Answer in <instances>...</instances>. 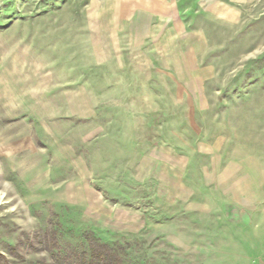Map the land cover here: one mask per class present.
Here are the masks:
<instances>
[{"label":"rangeland","instance_id":"374dc122","mask_svg":"<svg viewBox=\"0 0 264 264\" xmlns=\"http://www.w3.org/2000/svg\"><path fill=\"white\" fill-rule=\"evenodd\" d=\"M264 264V0H0V264Z\"/></svg>","mask_w":264,"mask_h":264},{"label":"trees","instance_id":"16d2710c","mask_svg":"<svg viewBox=\"0 0 264 264\" xmlns=\"http://www.w3.org/2000/svg\"><path fill=\"white\" fill-rule=\"evenodd\" d=\"M108 250H97L98 247L94 246L91 248V256L90 259L80 264H118L116 259L114 258V254L109 251L108 246H105Z\"/></svg>","mask_w":264,"mask_h":264}]
</instances>
